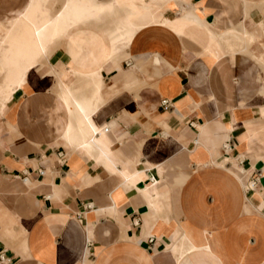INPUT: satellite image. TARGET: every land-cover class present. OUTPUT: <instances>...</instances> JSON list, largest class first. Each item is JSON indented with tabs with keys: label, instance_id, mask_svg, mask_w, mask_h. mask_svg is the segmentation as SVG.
<instances>
[{
	"label": "crops",
	"instance_id": "0c3cea01",
	"mask_svg": "<svg viewBox=\"0 0 264 264\" xmlns=\"http://www.w3.org/2000/svg\"><path fill=\"white\" fill-rule=\"evenodd\" d=\"M29 1L0 0V38ZM149 1L168 22L105 65L89 120L50 66L75 81L84 36L0 87L12 264H264V0Z\"/></svg>",
	"mask_w": 264,
	"mask_h": 264
},
{
	"label": "bare ground",
	"instance_id": "6f19581e",
	"mask_svg": "<svg viewBox=\"0 0 264 264\" xmlns=\"http://www.w3.org/2000/svg\"><path fill=\"white\" fill-rule=\"evenodd\" d=\"M50 1L53 0H30L27 11L4 28L0 38L1 91L13 93L28 73L50 64L51 56L60 49L66 52L67 47L76 46L77 55L81 35L89 48L86 59L77 60L78 63L69 67L75 81L70 83V79L62 77L66 67L62 70L50 66L56 75L59 95L79 109L80 121L89 120L85 108L91 102H103L105 65L117 67L141 29L166 23L168 19L160 14L159 5L149 0H63L55 13L52 6L59 1L49 4ZM96 52L100 59H96Z\"/></svg>",
	"mask_w": 264,
	"mask_h": 264
},
{
	"label": "built area",
	"instance_id": "2783aa9c",
	"mask_svg": "<svg viewBox=\"0 0 264 264\" xmlns=\"http://www.w3.org/2000/svg\"><path fill=\"white\" fill-rule=\"evenodd\" d=\"M162 103L164 105H168L169 101L167 99H163ZM151 241L153 239H150ZM0 264H12V259L5 253L4 250L0 251Z\"/></svg>",
	"mask_w": 264,
	"mask_h": 264
},
{
	"label": "rangeland",
	"instance_id": "374dc122",
	"mask_svg": "<svg viewBox=\"0 0 264 264\" xmlns=\"http://www.w3.org/2000/svg\"><path fill=\"white\" fill-rule=\"evenodd\" d=\"M59 1V3L58 4H56V6H52L53 8H52V10H53V12L55 13V12H57V7H59V4L61 3L60 1H63V0H58ZM53 2H54V0L53 1H50V3L49 4H53ZM56 7V8H55ZM4 30V29H3ZM71 49H73V47L71 46V47H67V50L68 51H66V53L69 55V52L71 51ZM69 57H70V59L69 60H74V59H72L71 58V56L69 55ZM81 59H79V61H80ZM75 61V63H73V62H71L70 63V65H73V64H76V63H78L76 60H74ZM65 67H66V65H65ZM63 70V69H62ZM56 91L58 92V90L56 89Z\"/></svg>",
	"mask_w": 264,
	"mask_h": 264
}]
</instances>
